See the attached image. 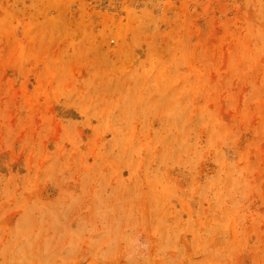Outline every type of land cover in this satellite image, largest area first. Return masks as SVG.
I'll return each mask as SVG.
<instances>
[{
    "label": "rangeland",
    "instance_id": "rangeland-1",
    "mask_svg": "<svg viewBox=\"0 0 264 264\" xmlns=\"http://www.w3.org/2000/svg\"><path fill=\"white\" fill-rule=\"evenodd\" d=\"M0 264H264V0H0Z\"/></svg>",
    "mask_w": 264,
    "mask_h": 264
}]
</instances>
